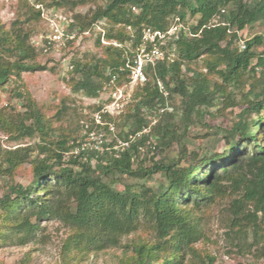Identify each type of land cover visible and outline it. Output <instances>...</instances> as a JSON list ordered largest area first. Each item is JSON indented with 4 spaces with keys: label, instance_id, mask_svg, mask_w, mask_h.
Returning a JSON list of instances; mask_svg holds the SVG:
<instances>
[{
    "label": "trees",
    "instance_id": "trees-1",
    "mask_svg": "<svg viewBox=\"0 0 264 264\" xmlns=\"http://www.w3.org/2000/svg\"><path fill=\"white\" fill-rule=\"evenodd\" d=\"M26 1L25 19L17 18L10 29L0 24V94L11 84L14 95L26 100L27 109L16 117L0 109V131L18 143L17 148L0 152V248L7 243L37 242L42 223L55 220L69 230L64 243L67 252H101L137 234L116 264H198L193 245L200 231L193 214L228 195L231 231L244 236L248 231L254 237L261 234L264 0H30L32 5ZM88 4L94 8L86 15H74L70 30L81 34L92 24L105 22L109 25L104 30L106 42L121 45H104L97 34L95 44L101 47L102 57L71 59L72 92L91 100L100 99L101 88L113 78L117 87L128 82L125 64L140 43L142 28L164 31L178 18L193 36L182 33L174 62L149 69L150 81L134 90L127 111L108 119L124 128L118 137L127 145L115 150L113 141L111 153L100 159L105 163L95 167L80 157L64 162L77 140L69 145L67 136L54 138L51 120L23 89L22 73L46 68L31 64L37 53L29 34L16 26L38 21L41 10L35 9L37 5L74 10ZM194 18L195 24L190 25L189 19ZM256 23L263 33L244 41L241 49L238 34ZM200 58L206 73L188 77L183 68L190 71L189 65ZM156 79L163 83L166 97L159 92ZM176 95L183 101L174 113L167 107ZM240 106L243 109L230 127L206 128V118L215 120ZM153 112L158 121L151 126ZM199 123L206 132L190 137L191 126ZM102 128L108 131V126ZM145 128H150L149 135L136 138ZM152 136L157 155L174 147L177 154L150 158L145 166L143 147ZM32 137L38 140L36 144L20 146L21 140ZM220 143L222 151L217 148ZM24 165H30L32 174L27 186L14 180Z\"/></svg>",
    "mask_w": 264,
    "mask_h": 264
},
{
    "label": "rangeland",
    "instance_id": "rangeland-1",
    "mask_svg": "<svg viewBox=\"0 0 264 264\" xmlns=\"http://www.w3.org/2000/svg\"><path fill=\"white\" fill-rule=\"evenodd\" d=\"M26 0H0V24L6 29L12 27V23L19 18L20 21L25 19V11L28 6H24ZM31 4L30 0L26 1ZM99 5L104 6V2L99 1ZM41 6V5H37ZM36 7V6H35ZM47 15H62L73 19L74 15H86L94 6L88 4L83 7H77L71 10L69 7L63 8H47L41 6ZM36 9V8H35ZM196 19H189L190 25H194ZM101 26L106 31L109 28L107 23ZM16 26L29 34L31 46L35 49L37 56L31 63L34 66H42L44 71H34L21 74L23 89L27 91L30 98L41 108L45 116L51 120V126L55 129L52 132L54 138H63L67 136L68 144H73V139L77 140L74 149L64 157L67 163L70 158H77L80 161L90 160L92 167L104 164L101 161L102 154L111 153L109 145L115 143V149L122 148L118 144L120 139L119 133L124 128L114 124V133H109L102 127L107 126L109 120L104 118L101 125H96L94 121V113L96 109L95 100H91L82 94L72 92L73 77L70 72L71 59L75 56L77 59H86L87 57H102L101 47L95 44L96 37H84L83 35L73 41L72 45L68 42L60 47H54L44 52L46 37L51 33L47 21L41 17L38 21L18 23ZM263 33L260 24H254L240 32V43L251 39L256 35ZM239 43V44H240ZM101 44V43H100ZM102 45V44H101ZM104 46V45H102ZM126 46V45H125ZM127 44V49L130 48ZM190 71L183 68V72L188 77H197L199 73H206L203 67L202 59L192 62L189 67ZM217 77H211L216 79ZM150 81V80H149ZM14 86L11 84L7 87L6 93H1L0 109L4 108L14 117L23 115L26 109V100L17 98L12 92ZM167 93V91H166ZM168 95V93H167ZM105 95H101L100 99H105ZM239 99V96H237ZM182 98L178 95L172 97L167 110L170 112L180 111L182 106ZM127 107V106H126ZM126 107L123 109L127 111ZM170 107V108H169ZM243 109L242 106L229 108L224 115L211 120L206 118L207 127L212 125L218 127H230L232 122L236 120V115ZM176 110V111H175ZM150 125L153 126L157 121V116L151 114ZM160 119V118H159ZM206 128L201 124L191 126L189 136H195L206 132ZM103 133V139H95L98 134ZM38 142L36 137L25 138L21 140L20 146H30ZM155 138L149 139V145L143 147V152L147 155L145 166L149 165V159L158 160L159 157H174L177 154L176 147L170 151L165 150L160 154H156L152 149L155 145ZM18 143L13 142L10 138L0 131V152L4 149H15ZM217 148L222 151V144H218ZM82 153V154H81ZM139 163L136 160L133 168L135 169ZM32 179L30 165H24L15 175V182L23 186H27ZM131 184L133 180H125ZM1 188V187H0ZM1 194V190H0ZM231 197L220 198L217 203L208 209H202L193 214L197 228L200 231V237L194 248L199 256L198 264H264V222L260 223V232L258 236H253L250 231L247 235L237 234L230 229L231 213L229 212V204ZM43 231L37 242L26 246H18L7 243L0 248V264H116L119 257L129 250L127 246L136 239L137 234H131L121 238L119 244L115 248L106 249L96 253H78L67 252L64 243L69 236V230L58 221H44L42 223ZM144 233L138 232V235Z\"/></svg>",
    "mask_w": 264,
    "mask_h": 264
},
{
    "label": "built area",
    "instance_id": "built-area-1",
    "mask_svg": "<svg viewBox=\"0 0 264 264\" xmlns=\"http://www.w3.org/2000/svg\"><path fill=\"white\" fill-rule=\"evenodd\" d=\"M36 9L41 10V17L44 18L48 26L50 27V35L46 37V43L43 47L44 52L51 50L54 47H60L65 43L72 42L80 36L90 37L92 35L99 34L100 42L104 45L113 44L116 47H121L120 44L114 42H106L104 35L105 31L103 26L104 22H98L91 25L90 29L83 33H79L78 30H70V26L73 24V20L62 15H47L41 6H36ZM134 10V9H133ZM130 31V28H127ZM184 34L188 38L193 37L189 28L185 27L179 22L178 18L172 20L170 26L164 30H156L150 27L142 28L140 32V43L134 50V55L131 59H128L125 68L129 71L128 82L122 86L117 87L114 83V78L109 83L103 85L100 91V95H105L106 98L95 99V104L100 107V110L94 113V121L96 125H101L104 118L111 119L120 115L123 109L132 101V95L134 90L143 86L149 82L148 70H154L159 64H171L176 58L177 42L181 38V34ZM132 38V35L130 36ZM130 45V41L126 42ZM124 45V46H125ZM130 47V46H129ZM240 48L244 49V42L240 43ZM155 84L164 97L167 96L163 83L156 79ZM163 112V109L158 111ZM157 115L153 112V117ZM109 133H114V124L108 123ZM150 128H145L141 132L136 134V138L142 136H148ZM103 139V133L98 134L95 139ZM152 137H150L151 139ZM120 146H126L127 144H121ZM149 144V141H148ZM115 149V148H114ZM116 150V149H115ZM118 155L115 154V157Z\"/></svg>",
    "mask_w": 264,
    "mask_h": 264
}]
</instances>
